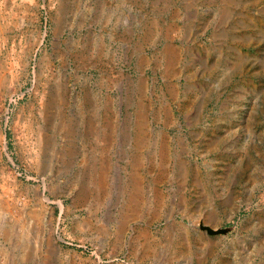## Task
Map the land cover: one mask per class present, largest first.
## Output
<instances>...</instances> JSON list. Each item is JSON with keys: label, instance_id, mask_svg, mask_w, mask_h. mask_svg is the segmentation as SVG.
<instances>
[{"label": "rangeland", "instance_id": "374dc122", "mask_svg": "<svg viewBox=\"0 0 264 264\" xmlns=\"http://www.w3.org/2000/svg\"><path fill=\"white\" fill-rule=\"evenodd\" d=\"M0 264H264V0H0Z\"/></svg>", "mask_w": 264, "mask_h": 264}, {"label": "water", "instance_id": "95a60500", "mask_svg": "<svg viewBox=\"0 0 264 264\" xmlns=\"http://www.w3.org/2000/svg\"><path fill=\"white\" fill-rule=\"evenodd\" d=\"M199 228L205 230L208 234H213V235L226 234L231 229V227L211 228L210 226L202 223L199 224Z\"/></svg>", "mask_w": 264, "mask_h": 264}]
</instances>
